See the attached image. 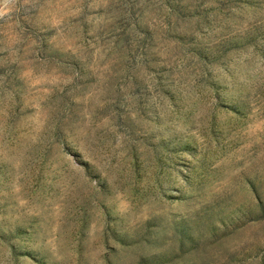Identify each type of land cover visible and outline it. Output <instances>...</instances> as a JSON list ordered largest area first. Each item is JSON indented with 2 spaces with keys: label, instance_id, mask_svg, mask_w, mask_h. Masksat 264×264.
<instances>
[{
  "label": "rangeland",
  "instance_id": "374dc122",
  "mask_svg": "<svg viewBox=\"0 0 264 264\" xmlns=\"http://www.w3.org/2000/svg\"><path fill=\"white\" fill-rule=\"evenodd\" d=\"M0 264H264V0H0Z\"/></svg>",
  "mask_w": 264,
  "mask_h": 264
}]
</instances>
